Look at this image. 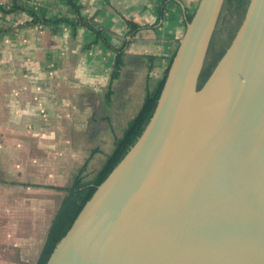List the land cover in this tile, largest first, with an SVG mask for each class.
I'll use <instances>...</instances> for the list:
<instances>
[{
    "label": "water",
    "instance_id": "obj_1",
    "mask_svg": "<svg viewBox=\"0 0 264 264\" xmlns=\"http://www.w3.org/2000/svg\"><path fill=\"white\" fill-rule=\"evenodd\" d=\"M225 0H200L144 131L46 264H264V0L200 77Z\"/></svg>",
    "mask_w": 264,
    "mask_h": 264
},
{
    "label": "crops",
    "instance_id": "obj_2",
    "mask_svg": "<svg viewBox=\"0 0 264 264\" xmlns=\"http://www.w3.org/2000/svg\"><path fill=\"white\" fill-rule=\"evenodd\" d=\"M18 1L24 8L0 6V264L37 263L59 187L87 161L92 172L103 163L165 74L200 0H73L111 44L125 46L115 76L116 51L88 27L28 23L31 10L75 19L69 0Z\"/></svg>",
    "mask_w": 264,
    "mask_h": 264
},
{
    "label": "trees",
    "instance_id": "obj_3",
    "mask_svg": "<svg viewBox=\"0 0 264 264\" xmlns=\"http://www.w3.org/2000/svg\"><path fill=\"white\" fill-rule=\"evenodd\" d=\"M69 1L76 10L77 15L75 19H71L66 16L58 17L55 19L43 18L37 15L35 11L31 10L30 12L33 15V18L28 23L36 24L42 21H50L53 23L67 22L71 25L74 31H76L79 26L88 27L95 33L96 40L104 41L110 48L116 51V70L114 72V76L118 75L119 70L123 64V54L125 46L123 45L121 47H116L111 44L105 37L103 29L100 28L96 24V22L87 18L81 13V6L76 4L73 0ZM232 1L235 4V12L240 11L243 20L250 0ZM0 6L7 12L24 8V6L21 5L18 0H14V4L10 8L4 6L1 3ZM193 14L194 13L188 16L189 20L192 18ZM127 22L129 26L132 27V29H136L138 27V25L131 20H127ZM222 55L220 56V58L222 57ZM220 58H218L213 65L207 67L205 62L200 77V85L210 75ZM172 60L170 61V64L167 67L165 74L158 79L153 89L147 93L141 108L136 113V115L128 122L123 134L115 141V145L112 151L106 156V159L103 161V163L89 176L86 173L88 169L87 161L78 168V170L74 174L73 181L69 185L65 187H59V189L65 191V194L54 214L50 228L47 233L45 244L36 264L47 263L57 243L71 227L74 220L84 207L85 203L91 198V196L97 189L98 185L101 184L109 176V174L115 169V167L124 158L129 149L133 146V144L142 134L156 109ZM96 151L97 150H94L93 154Z\"/></svg>",
    "mask_w": 264,
    "mask_h": 264
},
{
    "label": "rangeland",
    "instance_id": "obj_4",
    "mask_svg": "<svg viewBox=\"0 0 264 264\" xmlns=\"http://www.w3.org/2000/svg\"><path fill=\"white\" fill-rule=\"evenodd\" d=\"M241 21L242 15L240 11L235 12L234 2L232 0H225L219 17L217 28L205 60L206 67L213 65L214 62H216V60L220 58L223 52H225L230 42L232 41L235 32L239 28ZM86 173L90 176L93 172L88 168ZM62 194L64 196V190H62Z\"/></svg>",
    "mask_w": 264,
    "mask_h": 264
}]
</instances>
